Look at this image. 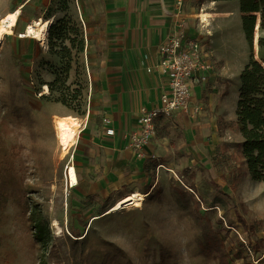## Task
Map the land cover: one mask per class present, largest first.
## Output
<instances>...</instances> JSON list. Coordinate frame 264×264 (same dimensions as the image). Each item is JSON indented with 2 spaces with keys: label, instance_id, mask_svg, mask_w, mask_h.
<instances>
[{
  "label": "rangeland",
  "instance_id": "obj_1",
  "mask_svg": "<svg viewBox=\"0 0 264 264\" xmlns=\"http://www.w3.org/2000/svg\"><path fill=\"white\" fill-rule=\"evenodd\" d=\"M28 1L0 0V18L26 3L20 23L0 45V264H218L206 253L203 236L209 232L222 239L230 264H264V182L246 175L232 191L230 170L240 163L234 156L240 139L235 124L218 121L223 124L218 141L202 129L210 115L204 93L225 89L216 100L223 102L253 56L238 3L191 0V13L204 9L215 15L202 44L214 69L224 68L227 81H217L214 89L206 85L203 95L192 90L198 113L156 123L145 160L138 161L130 148L113 149L106 137L108 94L99 80L105 45L93 22L102 14L98 0ZM48 14L52 23L69 19L87 46L83 53L72 51L67 86L69 94L81 92L70 108L57 102L56 93L44 94V85L62 66L49 51L48 31L42 40L20 35ZM191 29L205 34L198 18ZM231 105L230 99L228 110ZM57 117L80 124L67 153L56 139ZM70 164L75 187L66 181ZM152 164L154 170L146 171ZM147 190L151 193L141 206L105 214L122 197ZM193 200L199 201V211L188 207ZM72 231L80 237H72ZM246 237L255 252L239 258L238 243L247 246Z\"/></svg>",
  "mask_w": 264,
  "mask_h": 264
},
{
  "label": "crops",
  "instance_id": "obj_2",
  "mask_svg": "<svg viewBox=\"0 0 264 264\" xmlns=\"http://www.w3.org/2000/svg\"><path fill=\"white\" fill-rule=\"evenodd\" d=\"M174 2L175 0H98L102 14L95 16L93 22L98 24L97 29L105 45L104 58L99 65V80L102 89L108 94L106 115L111 119L110 127L114 130L113 136L106 137L113 149L122 153L125 152L124 148H130L129 135L137 130V111L141 107L153 106L162 92L164 80L155 68L159 62L157 45L168 35L174 20H182L184 30L189 34H196L191 29L197 17V13H191V0H184L181 9L176 8ZM212 68L209 77L213 81L209 84L214 89L218 86L213 84L217 85V81L225 82L227 78L224 68L218 67L216 70L213 64ZM148 69H151L150 73L147 72ZM236 83L238 85V80ZM205 87L193 90L199 89L203 95ZM225 94V89H218L216 92L209 89V93H204L208 99L210 115L204 118L206 125L202 129L208 130L214 141H218L217 133L223 131V124L220 126L218 121H236L237 89L226 95L223 102L216 101L217 96L220 98ZM194 99L192 93L191 104ZM230 99L232 105L231 110H228ZM240 141L241 137L238 143ZM145 152L144 148V157L137 159L138 161L145 160Z\"/></svg>",
  "mask_w": 264,
  "mask_h": 264
},
{
  "label": "trees",
  "instance_id": "obj_3",
  "mask_svg": "<svg viewBox=\"0 0 264 264\" xmlns=\"http://www.w3.org/2000/svg\"><path fill=\"white\" fill-rule=\"evenodd\" d=\"M226 1H236L238 3L239 12L242 15V31L249 45H252L253 28L259 16V36L257 40L259 58L257 61L253 56L250 57V61L239 74L237 85L236 121L234 124L241 141L235 145L234 156L240 159V163L230 170L231 182L229 185L232 191H236L237 186L246 175H249L254 181L264 182V0H209V2ZM21 5L23 7L19 13L16 26L23 17L26 3ZM52 16L48 14L45 18L42 16L38 19L49 20ZM47 31L49 51L61 60L62 66L55 74L54 80L44 86L48 88L49 95L53 93L58 95L57 102L70 108L71 103L80 96L81 92L78 88L72 90V94H69L70 88L67 86L71 71L72 51L83 53L86 51L87 46H85L83 38L78 40V29L70 26V20L66 17L51 22ZM89 41L90 38L88 44ZM148 168L154 170L155 165L146 166V171H148ZM150 193L147 190L144 194L149 196ZM178 193L183 199L188 200L186 192L178 190ZM193 206L191 207L188 204L191 210L199 211V201L193 200ZM240 222L246 224L243 219H240ZM36 227L35 238L40 241L43 239V234L40 225L37 224ZM74 233V231L71 232L72 237H80L79 235L75 236ZM203 240L206 243L207 255L213 257L218 264H230L228 259L230 254L226 252L222 239L216 233H207L203 236ZM245 242V245L248 244L247 246L238 243L239 250L235 255L239 254L240 256H237L239 258H244L248 252H255L254 245H250V240L247 237ZM50 261H52L51 258Z\"/></svg>",
  "mask_w": 264,
  "mask_h": 264
},
{
  "label": "built area",
  "instance_id": "obj_4",
  "mask_svg": "<svg viewBox=\"0 0 264 264\" xmlns=\"http://www.w3.org/2000/svg\"><path fill=\"white\" fill-rule=\"evenodd\" d=\"M174 5L181 9L184 0H175ZM198 20L205 34L191 35L184 30L182 20H174L168 35L157 45L159 62L155 68L164 84L158 101L151 107H141L137 111L138 127L129 135V146L136 159H143L144 148L155 136L158 120L179 113H198V108L190 105L192 90L205 87L213 81L209 77L213 70L212 64L201 38L209 34L207 26L201 23L200 18ZM147 72L150 73L151 69ZM106 135L113 136V128H107Z\"/></svg>",
  "mask_w": 264,
  "mask_h": 264
},
{
  "label": "bare ground",
  "instance_id": "obj_5",
  "mask_svg": "<svg viewBox=\"0 0 264 264\" xmlns=\"http://www.w3.org/2000/svg\"><path fill=\"white\" fill-rule=\"evenodd\" d=\"M214 4V3H209ZM23 5H20L17 9L12 12L6 13L4 16L0 18V45L4 36L12 35L13 28L16 27L17 19L19 13L21 11ZM215 15L206 12L204 9L201 10L197 17L201 19V23H204L205 26L209 25V19L214 17ZM51 25V20H38L34 25H28L25 33L20 34L21 37H31L33 39L42 40ZM258 31V35H257ZM254 46H253V58L256 59L258 57V46L256 43V36H259V16L257 18L255 32H254ZM258 39V37H257ZM45 93L48 94L47 87H44ZM79 122L72 117H57L54 121V128L56 132V139L58 141L59 146L63 150L64 153H67L70 148L73 146L75 138L79 133ZM66 181L70 184L71 187H75L78 184L77 175L75 168L72 164H70L66 168ZM146 195L141 194L139 192L130 193L121 199L117 200L107 211L106 215L111 213L118 212L122 209H128L130 207H139L142 202L145 200Z\"/></svg>",
  "mask_w": 264,
  "mask_h": 264
},
{
  "label": "water",
  "instance_id": "obj_6",
  "mask_svg": "<svg viewBox=\"0 0 264 264\" xmlns=\"http://www.w3.org/2000/svg\"><path fill=\"white\" fill-rule=\"evenodd\" d=\"M25 5V4H24ZM23 7V6H22ZM255 26H256V23H255ZM255 26H254V28H253V38H252V46H254V38H255V35H254V32H255ZM257 35H258V31H257ZM257 37L258 36H256V40H258L257 39ZM256 43H257V41H256ZM254 53V52H253ZM255 60H257V59H255ZM258 61V60H257ZM263 65V64H262ZM263 68H264V65H263Z\"/></svg>",
  "mask_w": 264,
  "mask_h": 264
}]
</instances>
